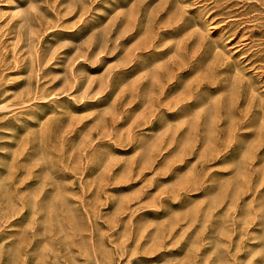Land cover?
<instances>
[{
	"label": "rangeland",
	"instance_id": "obj_1",
	"mask_svg": "<svg viewBox=\"0 0 264 264\" xmlns=\"http://www.w3.org/2000/svg\"><path fill=\"white\" fill-rule=\"evenodd\" d=\"M0 264H264V0H0Z\"/></svg>",
	"mask_w": 264,
	"mask_h": 264
}]
</instances>
